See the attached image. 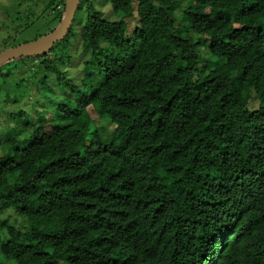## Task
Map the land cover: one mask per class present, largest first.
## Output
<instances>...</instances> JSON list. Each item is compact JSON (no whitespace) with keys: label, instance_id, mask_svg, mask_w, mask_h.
Instances as JSON below:
<instances>
[{"label":"trees","instance_id":"trees-1","mask_svg":"<svg viewBox=\"0 0 264 264\" xmlns=\"http://www.w3.org/2000/svg\"><path fill=\"white\" fill-rule=\"evenodd\" d=\"M109 1L25 58L54 117L0 65V264H264V0Z\"/></svg>","mask_w":264,"mask_h":264},{"label":"rangeland","instance_id":"rangeland-1","mask_svg":"<svg viewBox=\"0 0 264 264\" xmlns=\"http://www.w3.org/2000/svg\"><path fill=\"white\" fill-rule=\"evenodd\" d=\"M52 0H0V52L4 50V39H8L11 36L10 42L16 40L17 42H29L35 39H39L49 34L53 28H56L55 15L52 12L54 4H51ZM65 3L67 0H57L56 3ZM96 7L103 13L105 18L111 20H117L121 18L120 14L113 12L109 0H94ZM84 9L77 11L76 17L80 18L83 15ZM180 11V10H179ZM177 11V13L179 12ZM61 44V43H60ZM24 57V58H23ZM18 57L9 61L10 64L5 68L11 67L12 74L6 82H3L0 78V82H3V87L9 92L11 97L17 96L20 99L19 106L27 111H34L36 107L44 110L47 116L54 117L57 108L55 102L63 98V89L55 84V80L51 77L45 78L47 85H40L38 89L37 78H33V74L40 69V65L37 61H26V57ZM23 58V59H22ZM84 61H79L75 58L74 61H68L64 66V71L68 72V76L76 77V80L80 82L81 75L77 74L78 68L83 66ZM45 72V71H44ZM41 77H44L46 73L39 72ZM53 76V75H52ZM24 79V80H23ZM40 80V78H39ZM23 81V82H22ZM82 87V85L80 86ZM2 97V96H0ZM10 105H8L7 109ZM14 105H11L12 110ZM5 109L1 115L5 116L8 111ZM32 113V112H31ZM95 116V115H94ZM108 119V118H107ZM95 120L99 124L109 123L106 119ZM12 220L17 219L18 223L24 224V219L17 216L13 211Z\"/></svg>","mask_w":264,"mask_h":264},{"label":"water","instance_id":"water-1","mask_svg":"<svg viewBox=\"0 0 264 264\" xmlns=\"http://www.w3.org/2000/svg\"><path fill=\"white\" fill-rule=\"evenodd\" d=\"M81 1L82 0H67L64 16L60 25L50 34L39 39L19 44L16 47L1 51L0 65L3 62L18 57L39 55L49 51L57 42L61 41L66 37L68 30L73 22L79 3Z\"/></svg>","mask_w":264,"mask_h":264}]
</instances>
